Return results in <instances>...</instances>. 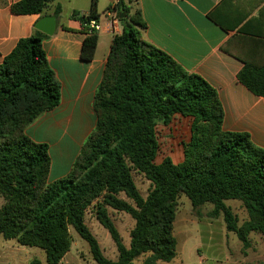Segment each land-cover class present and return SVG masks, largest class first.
Here are the masks:
<instances>
[{
  "label": "trees",
  "instance_id": "obj_1",
  "mask_svg": "<svg viewBox=\"0 0 264 264\" xmlns=\"http://www.w3.org/2000/svg\"><path fill=\"white\" fill-rule=\"evenodd\" d=\"M55 0H22L12 6L17 15H45ZM98 0L88 14L72 18L86 35L82 59L92 61L99 33ZM124 12L126 25L112 40L103 79L94 98L96 124L82 144L70 172L50 181L49 145L30 139L26 129L61 103V86L43 46L46 36L18 41L0 64V237L21 246L42 249L47 264H59L71 250L74 230L87 242L97 264H173L178 256L174 234L178 199L194 208L214 206L223 214L227 231L244 248L250 235H264V149L245 133L223 130L224 112L216 90L203 78L185 71L171 56L142 38L139 11L130 15L123 5L107 8ZM61 7L54 15L59 17ZM65 29V28H64ZM65 30H68L67 28ZM253 94L264 98V64L245 61L237 76ZM176 116L191 119L184 160L157 164V127ZM143 175L151 188L143 197L134 179ZM125 197V198H124ZM240 201L248 214L242 225L226 202ZM94 208L96 221L115 243L118 257L107 258L86 223ZM129 214L134 227L126 246L108 209ZM31 264H42L34 259Z\"/></svg>",
  "mask_w": 264,
  "mask_h": 264
},
{
  "label": "crops",
  "instance_id": "obj_2",
  "mask_svg": "<svg viewBox=\"0 0 264 264\" xmlns=\"http://www.w3.org/2000/svg\"><path fill=\"white\" fill-rule=\"evenodd\" d=\"M20 1L0 0V64L18 41L38 31L35 25L43 16H55L56 7H61L59 17L55 16L58 21L55 34H44L43 42L61 86V103L30 124L26 134L38 143L52 142L51 145L66 153L71 149L69 146L78 143V156L94 129L87 136L81 134L85 113H95V94L115 35L101 32L94 59L84 61L81 53L86 35L81 32L80 21L72 15L74 12L88 14L92 0H55L45 15L14 14L12 6ZM116 4L126 7L130 15L140 12L145 23L141 29L145 42L171 56L185 71L200 76L216 90L224 112V131L248 134L254 145L264 149V98L253 94L237 78L245 61L264 64V0H98L101 22L106 19L107 8ZM125 25L120 22L118 35ZM77 126L78 129L71 130ZM66 138L70 143L65 148ZM74 161L63 175L49 180L65 177ZM91 260L95 262L92 256ZM32 261L29 257L22 258L20 253L0 256V264H31ZM86 261L87 256L72 254L70 250L59 264Z\"/></svg>",
  "mask_w": 264,
  "mask_h": 264
},
{
  "label": "rangeland",
  "instance_id": "obj_3",
  "mask_svg": "<svg viewBox=\"0 0 264 264\" xmlns=\"http://www.w3.org/2000/svg\"><path fill=\"white\" fill-rule=\"evenodd\" d=\"M85 114V124L81 128V134L84 133V136H87L95 126L96 116L95 113ZM190 121V118L176 116L169 126L160 125L157 127V137L160 147L156 160L157 164L162 163L166 158H170L175 164L183 162V146L190 140L191 136ZM73 129H78V126L71 130ZM61 133L59 131L58 135ZM69 143V138H66L64 140V147L66 148V145H69ZM46 144L50 146L52 167L49 178L53 180L66 172L69 165L76 159L75 157L77 156L80 145L76 143L69 146L71 149L66 153L60 147L51 145L52 142ZM134 179L143 197L147 196L151 188V183L143 175L138 173H134ZM4 203V198L0 197V209ZM226 204L238 218V225H242L248 220L247 211L240 201L231 199ZM213 209L214 206L211 204L194 208L190 200L184 195L178 199L176 221L174 222V234L178 242V256L172 263L264 264V235L252 233L249 237L250 247L244 248L237 235L227 231L223 214L214 216L212 214ZM108 212L124 244L129 246L130 234L135 223L133 222V218L129 214L117 212L110 208ZM96 220L94 208H90L85 221L99 241L104 255L109 259L116 260L118 253L115 243L109 232ZM71 234L73 236L71 253L75 254L77 252L87 256V261L83 264H97L91 260V253L87 242L82 240L74 230H71ZM11 253H20L24 259L26 257H29L31 260L38 259L44 261L46 264V254L42 249L21 246L16 240H6L0 237V256ZM144 258V255L140 256L135 264H142Z\"/></svg>",
  "mask_w": 264,
  "mask_h": 264
},
{
  "label": "built area",
  "instance_id": "obj_4",
  "mask_svg": "<svg viewBox=\"0 0 264 264\" xmlns=\"http://www.w3.org/2000/svg\"><path fill=\"white\" fill-rule=\"evenodd\" d=\"M120 15L117 10H110L106 12V19L104 22L92 20L89 23L91 30L97 33L106 32L113 35H118L120 31Z\"/></svg>",
  "mask_w": 264,
  "mask_h": 264
},
{
  "label": "water",
  "instance_id": "obj_5",
  "mask_svg": "<svg viewBox=\"0 0 264 264\" xmlns=\"http://www.w3.org/2000/svg\"><path fill=\"white\" fill-rule=\"evenodd\" d=\"M125 14L120 15V19L125 18ZM57 17L53 15L43 16L35 25V28L46 36H53L57 30Z\"/></svg>",
  "mask_w": 264,
  "mask_h": 264
},
{
  "label": "bare ground",
  "instance_id": "obj_6",
  "mask_svg": "<svg viewBox=\"0 0 264 264\" xmlns=\"http://www.w3.org/2000/svg\"><path fill=\"white\" fill-rule=\"evenodd\" d=\"M72 129V128H71Z\"/></svg>",
  "mask_w": 264,
  "mask_h": 264
}]
</instances>
